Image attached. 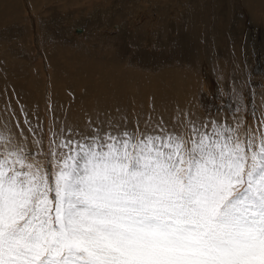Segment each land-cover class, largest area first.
<instances>
[{
  "label": "snow or ice",
  "instance_id": "obj_1",
  "mask_svg": "<svg viewBox=\"0 0 264 264\" xmlns=\"http://www.w3.org/2000/svg\"><path fill=\"white\" fill-rule=\"evenodd\" d=\"M251 105L252 124L236 103L230 120L60 126L46 149L0 131V264H264L255 93Z\"/></svg>",
  "mask_w": 264,
  "mask_h": 264
},
{
  "label": "bare ground",
  "instance_id": "obj_2",
  "mask_svg": "<svg viewBox=\"0 0 264 264\" xmlns=\"http://www.w3.org/2000/svg\"><path fill=\"white\" fill-rule=\"evenodd\" d=\"M210 1L0 0V131L46 149L51 130L89 121L230 120L228 101L252 124V93L264 111V0Z\"/></svg>",
  "mask_w": 264,
  "mask_h": 264
},
{
  "label": "rangeland",
  "instance_id": "obj_3",
  "mask_svg": "<svg viewBox=\"0 0 264 264\" xmlns=\"http://www.w3.org/2000/svg\"><path fill=\"white\" fill-rule=\"evenodd\" d=\"M211 1H212V0H211ZM211 1H210V4H211V6H212L213 2H211ZM156 18H157L156 15H154L153 17H151V22H152V21H155ZM143 19H144V18H143ZM136 24H137V23H136ZM211 27H212V26H210V29L212 30ZM210 33H211V31H209L208 34H210ZM75 35H79V36H81L82 33L79 34V32L76 31V32H75ZM208 36H209V35H208ZM212 37H213V35L211 36V39H212V42H214V38H212ZM214 52H215V47H214ZM212 57H213V55L210 56L209 59H212ZM216 93H217L216 96H217L218 99H219V98H220V99L224 98V96H223V97L221 96V93H222V92L220 93V90H219V89H217V92H216ZM218 93H219V94H218ZM227 98L230 99L229 97H227ZM220 104L223 105L224 103H222V101H220ZM227 104H228V107H229V106H232L231 102H229V101L227 102ZM223 107H227V106L224 104Z\"/></svg>",
  "mask_w": 264,
  "mask_h": 264
}]
</instances>
